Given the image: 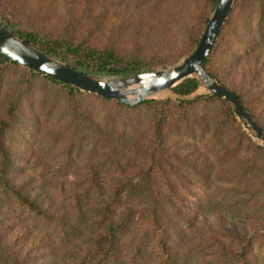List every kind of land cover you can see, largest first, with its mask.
Returning a JSON list of instances; mask_svg holds the SVG:
<instances>
[{
	"label": "trees",
	"instance_id": "16d2710c",
	"mask_svg": "<svg viewBox=\"0 0 264 264\" xmlns=\"http://www.w3.org/2000/svg\"><path fill=\"white\" fill-rule=\"evenodd\" d=\"M217 2L0 0V21L126 76L192 54ZM204 69L264 130V0L235 1ZM0 264H264V147L220 97L128 106L0 55Z\"/></svg>",
	"mask_w": 264,
	"mask_h": 264
},
{
	"label": "water",
	"instance_id": "95a60500",
	"mask_svg": "<svg viewBox=\"0 0 264 264\" xmlns=\"http://www.w3.org/2000/svg\"><path fill=\"white\" fill-rule=\"evenodd\" d=\"M236 0H218L194 52L175 65L126 76H100L79 71L27 44L0 21V55L11 62L63 86L85 94L128 106L148 100L179 99L193 101L220 97L227 101L237 121L250 139L264 147V130L244 109L236 94L214 80L204 69ZM195 78L204 95L182 96L175 88ZM199 87V88H200ZM161 95H167L159 98Z\"/></svg>",
	"mask_w": 264,
	"mask_h": 264
},
{
	"label": "rangeland",
	"instance_id": "374dc122",
	"mask_svg": "<svg viewBox=\"0 0 264 264\" xmlns=\"http://www.w3.org/2000/svg\"><path fill=\"white\" fill-rule=\"evenodd\" d=\"M183 59V58H182ZM181 59V60H182ZM181 60H179V61H181ZM178 61V62H179ZM177 62V63H178ZM176 64V63H175ZM175 64H171V65H175ZM171 65H166V66H171ZM166 66H162V67H166ZM159 68H161V67H159ZM156 69H158V68H156ZM155 70V69H154ZM195 95H204L205 94V90L202 88V87H200L195 93H194ZM162 98H164V97H162ZM159 100H161V99H159ZM162 100H165V99H162ZM240 124V123H239ZM241 125V124H240ZM245 131V130H244ZM256 144V143H255ZM258 145V144H257Z\"/></svg>",
	"mask_w": 264,
	"mask_h": 264
},
{
	"label": "bare ground",
	"instance_id": "6f19581e",
	"mask_svg": "<svg viewBox=\"0 0 264 264\" xmlns=\"http://www.w3.org/2000/svg\"><path fill=\"white\" fill-rule=\"evenodd\" d=\"M167 95H161L159 98L166 97Z\"/></svg>",
	"mask_w": 264,
	"mask_h": 264
}]
</instances>
